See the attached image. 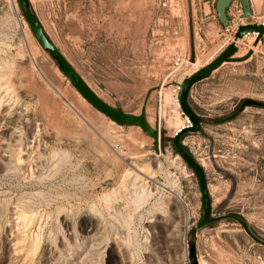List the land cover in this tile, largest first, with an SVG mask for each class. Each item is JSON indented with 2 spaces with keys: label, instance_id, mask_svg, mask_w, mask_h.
<instances>
[{
  "label": "rangeland",
  "instance_id": "obj_1",
  "mask_svg": "<svg viewBox=\"0 0 264 264\" xmlns=\"http://www.w3.org/2000/svg\"><path fill=\"white\" fill-rule=\"evenodd\" d=\"M162 1L28 0L87 84L111 106L143 115L154 134L89 101L41 45L19 0H0V264H122V257L150 264L146 219L171 211L174 190L188 214L182 264H264V105L241 108L248 97L264 101V35L238 49L226 24L217 30L209 19L201 26L183 6L173 10V34L167 16L161 19ZM207 1L208 10L216 8ZM229 38L240 59L194 83L189 102L201 126L180 137L207 177L213 218L200 224L199 178L173 146L177 126L189 118L176 101L177 85L213 61ZM176 43L194 63L176 68ZM193 124L189 118L183 126ZM172 256H160L161 264H173Z\"/></svg>",
  "mask_w": 264,
  "mask_h": 264
},
{
  "label": "water",
  "instance_id": "obj_2",
  "mask_svg": "<svg viewBox=\"0 0 264 264\" xmlns=\"http://www.w3.org/2000/svg\"><path fill=\"white\" fill-rule=\"evenodd\" d=\"M234 0H216V8L218 12V16L223 24L229 23V15L227 13V9L232 4ZM244 9L245 16H250L252 14L251 1L250 0H239ZM20 5L23 7V10L27 16L28 22L30 24L31 29L33 30L35 36L41 43L44 48L49 49L54 56L59 58L61 62L62 70L71 77V81L78 88V90L96 107L104 111L106 114L111 116L114 120L120 123H137L141 124L143 127L147 128L150 132L156 134V130L151 128L144 118L143 115H133L125 113L124 111L117 109L106 101H104L83 79V77L75 70V68L69 63V61L65 58L59 48L55 45L53 40L48 37L45 32L43 25L41 24L39 18L33 14L29 7L28 0H19ZM249 32H255L257 34V40L260 39L262 35H264V22H247L239 25V28L236 32L237 38L244 37ZM237 51V43H230L213 61L198 69L188 77L184 78L181 83V88L179 91V100L181 106L183 107L184 112L189 116V118L193 121V125L182 126L178 131H176L173 142L176 147L181 149V154L183 158L187 161V163L194 169L199 178L201 190H202V202L204 215L207 220L212 219V200L210 196V191L207 183V177L205 173V169L203 165L197 160V158L184 146L180 140L181 135L187 129H199L201 116L196 113L194 108L191 106L189 102V92L191 87L195 82L211 75L212 71L221 65L224 61H230L234 59H240L239 56H233V54ZM252 53V50L249 51L248 55ZM256 104V105H264V101L258 100L253 97L245 98L241 104V108H244L246 105ZM192 255H195V247L193 246L190 250Z\"/></svg>",
  "mask_w": 264,
  "mask_h": 264
},
{
  "label": "bare ground",
  "instance_id": "obj_3",
  "mask_svg": "<svg viewBox=\"0 0 264 264\" xmlns=\"http://www.w3.org/2000/svg\"><path fill=\"white\" fill-rule=\"evenodd\" d=\"M252 35H256V33L254 32V33H252ZM247 36V35H246ZM253 38V37H252ZM239 39H242V38H239ZM196 71V70H195ZM1 74V73H0ZM1 86V85H0ZM4 88V87H3ZM9 93V92H8ZM12 95V94H11ZM5 97V96H4ZM179 97H176V101L178 102V101H180L179 99H178ZM11 99V98H10ZM17 99V98H16ZM15 99V100H16ZM13 101H14V99H12ZM2 101V100H1ZM8 101V100H7ZM6 101V102H7ZM5 102V101H4ZM11 101H9V103L8 104H10L11 105V103H10ZM16 103V102H15ZM7 104V103H6ZM16 105H18V104H16ZM23 105V104H22ZM181 105V104H180ZM8 106V105H7ZM3 107V106H2ZM13 107H15V106H13ZM24 107V106H23ZM178 107V106H177ZM11 108H12V106H11ZM16 109V108H15ZM4 110H5V107H4ZM8 110V109H7ZM20 111H21V109H20ZM5 112V113H4ZM3 113H2V117H6L7 115V112L6 111H4ZM22 112V111H21ZM13 113V112H12ZM11 113V114H12ZM15 113H17V112H15ZM10 115V114H9ZM18 116V115H17ZM21 116V115H20ZM8 117V116H7ZM11 117V116H10ZM14 117H16V116H14ZM23 118V117H22ZM15 119H17V118H15ZM9 120V119H8ZM10 121V120H9ZM8 121V122H9ZM189 121V118L188 117H185V120L184 121H182L181 123H179V125L177 126V129H176V131H178L183 125H185V124H187V122ZM11 122V121H10ZM13 122V121H12ZM23 123V122H22ZM1 124V123H0ZM3 124V123H2ZM8 124V123H7ZM5 125V124H4ZM7 126V125H6ZM6 126H5V128H6ZM8 126H9V124H8ZM25 126V125H24ZM2 127H4V126H2ZM1 127V128H2ZM29 128V127H28ZM3 129V128H2ZM12 128H10V130H11ZM8 130V129H7ZM9 130V131H10ZM15 130V129H14ZM6 131V130H5ZM175 131V132H176ZM15 132V131H14ZM13 131L11 132V135L14 133ZM21 132H22V130H21ZM16 133H17V131H16ZM8 134H10V133H8ZM15 134V133H14ZM2 135V134H1ZM16 136H18V135H16ZM3 138H5V136L3 137ZM9 138V137H8ZM14 138H16V137H14ZM12 140V139H11ZM13 141V140H12ZM39 143V142H38ZM28 145H29V143H28ZM5 146V145H4ZM10 146V145H9ZM30 146V145H29ZM12 147V146H11ZM39 147V146H38ZM1 148V147H0ZM4 149V148H3ZM28 149V148H27ZM1 151V150H0ZM11 151V150H10ZM28 151V150H27ZM36 151V150H35ZM44 151V150H43ZM23 152V151H22ZM28 153V152H27ZM26 153V154H27ZM22 154H24V152L22 153ZM31 154V153H30ZM33 154V153H32ZM8 157V156H7ZM46 157V156H45ZM23 158V157H22ZM27 159V158H26ZM1 160V159H0ZM6 159L4 158V161H5ZM28 160V159H27ZM43 160V159H42ZM155 161V160H154ZM28 162V161H27ZM177 187V186H176ZM170 191V190H169ZM143 192V191H142ZM174 192V194L172 195V196H170V199H169V201L168 202H170V205H171V211L170 212H168V213H164V212H157V213H155V214H153V216H151V217H149V218H147L146 219V226L149 228V233H150V235H151V239H150V241H151V243H152V248H153V250H151L150 252H151V255H152V260H151V263L150 264H161V262H160V256L161 257H163V258H166V259H169L171 256H172V252L174 251V256H172V259H171V262L173 263V264H182V263H184V261H185V259L187 258V256H188V249L187 248H181V243H180V241H181V239H182V235H183V233H184V231H185V228H184V230H182V228H183V224H185V223H187L186 221H187V217H188V214H187V212L183 209V203H182V201H181V198H180V192L179 191H177V190H174L173 191ZM152 193V191H150L148 194H151ZM141 196H139V197H137L138 199H142V198H144L145 197V195H147V194H140ZM137 196V195H136ZM169 197V196H168ZM147 198V197H146ZM145 199V198H144ZM141 201V200H140ZM137 203V202H136ZM146 203V202H145ZM140 204H141V202L139 203V205H138V207L140 206ZM136 205V204H135ZM137 207V206H136ZM137 207V208H138ZM137 208H135V209H137ZM3 209V208H2ZM25 210V209H24ZM25 214V213H24ZM21 215V214H20ZM23 215V214H22ZM101 217V216H100ZM21 218H22V216H21ZM69 220V219H68ZM99 222V221H98ZM93 223V222H92ZM70 227V226H69ZM66 229H68L67 227H66ZM90 230H91V228H90ZM99 230V229H98ZM104 231V230H103ZM148 231V230H147ZM7 233V232H6ZM72 233H74V232H72ZM15 234V233H14ZM92 234V233H91ZM104 234V233H103ZM107 234V233H106ZM5 235V234H4ZM16 235V234H15ZM69 235V234H68ZM77 235V234H76ZM8 236H10V235H8ZM17 236V235H16ZM62 236V235H61ZM91 236V235H90ZM94 236H97L98 237V235H96V232H94L93 231V234H92V237L93 238H95ZM102 236V235H101ZM1 237V236H0ZM39 237V236H38ZM83 237V236H82ZM96 237V238H97ZM105 237V236H104ZM107 237V236H106ZM105 237V238H106ZM87 239V238H86ZM92 239V238H91ZM104 239V238H103ZM107 239H108V237H107ZM106 239V240H107ZM1 240V239H0ZM67 240V239H66ZM94 240V239H93ZM19 241H21V240H19ZM18 241V242H19ZM98 241V240H97ZM109 241V240H108ZM2 242V241H1ZM14 242H16V243H18L16 240L14 241ZM22 242V241H21ZM24 242V241H23ZM22 242V243H23ZM81 242V241H80ZM102 240L100 241V242H98L99 243V247L101 248L102 246H104V244H105V246H106V243H104V244H102ZM34 243V242H33ZM60 243H64V238H60ZM108 243V242H107ZM1 244V243H0ZM2 244H3V242H2ZM1 244V245H2ZM48 244V243H47ZM67 244V243H66ZM88 244V243H87ZM6 245V244H5ZM14 245V244H13ZM16 245V244H15ZM22 245V244H21ZM39 245V244H38ZM54 245V244H53ZM74 245V244H73ZM94 245V244H93ZM93 245H91V247H93ZM108 245V244H107ZM8 246V245H7ZM35 246V245H34ZM55 246V245H54ZM97 246V245H96ZM104 246V247H105ZM111 246V245H110ZM109 246V247H110ZM113 246V245H112ZM120 246V245H119ZM25 247V246H24ZM53 247V246H52ZM61 247V246H60ZM67 247V246H66ZM76 247V246H75ZM121 247V246H120ZM13 248H16V247H13ZM179 248H181L180 250H182L181 251V253H179V254H177V253H175L176 251H177V249H179ZM3 249V248H2ZM29 249V248H28ZM28 249H27V251H28ZM36 249H38L39 250V248H36ZM42 249V248H41ZM51 249V248H50ZM64 249V248H63ZM88 249H90V248H88ZM87 249V250H88ZM93 249V248H92ZM91 249V250H92ZM105 249V248H104ZM155 249L158 251H155ZM160 249V250H159ZM12 250V249H11ZM44 250V249H43ZM53 250V249H52ZM85 250V249H84ZM95 250V249H94ZM101 250V249H100ZM23 251V250H22ZM26 251V252H27ZM31 251V250H30ZM33 251V250H32ZM47 251V250H46ZM103 251V250H102ZM101 251V252H102ZM159 251L162 253V255H158L157 256V254L159 253ZM21 252V251H20ZM77 252H79V251H77ZM96 252H98V251H96ZM95 252V253H96ZM4 253V252H3ZM9 253H11V252H9ZM37 252H35V254H36ZM60 253V252H59ZM124 253V252H123ZM68 254V253H67ZM89 254V253H88ZM99 254H101V253H99ZM121 254V253H120ZM18 255V254H17ZM33 255V254H32ZM55 255V254H54ZM74 255V254H73ZM1 256V255H0ZM82 256V255H81ZM84 256V255H83ZM103 256V255H102ZM4 257V256H3ZM18 257V256H17ZM90 257V256H89ZM94 257V256H93ZM92 257V258H93ZM98 257H100V256H98ZM149 257V256H148ZM28 258V257H27ZM64 258V257H63ZM88 258V257H87ZM125 258V257H124ZM123 257H122V264H124L125 262H126V260L124 259ZM127 258V257H126ZM11 259V258H10ZM9 259V260H10ZM19 259V258H18ZM29 259V258H28ZM76 259V258H75ZM128 259V258H127ZM1 260H2V258H1ZM44 260V259H43ZM57 260V259H56ZM68 260V259H67ZM82 260V259H81ZM83 260H86V257H85V259H83ZM82 260V261H83ZM88 260V259H87ZM92 260V259H91ZM78 261V260H77ZM89 261V260H88ZM96 261H98V260H96ZM169 261V260H168ZM13 262V261H12ZM16 262V261H15ZM65 262V261H64ZM129 262V261H128ZM23 263H24V261H23ZM46 263V262H45ZM55 263V262H54ZM67 263V262H66ZM75 263H77V262H75ZM74 263V264H75ZM79 264H80V262H78ZM77 263V264H78ZM82 263V262H81ZM85 263V262H84ZM121 263V262H120ZM7 264V263H6ZM9 264H10V262H9ZM43 264V263H42ZM125 264H127V263H125Z\"/></svg>",
  "mask_w": 264,
  "mask_h": 264
},
{
  "label": "crops",
  "instance_id": "obj_4",
  "mask_svg": "<svg viewBox=\"0 0 264 264\" xmlns=\"http://www.w3.org/2000/svg\"><path fill=\"white\" fill-rule=\"evenodd\" d=\"M251 1V8H252V14L250 16L247 17L248 21H252V22H258V23H262L264 21V0H250ZM207 0H200L199 1V5L197 3L194 2V0L190 3L187 2V4L185 3L186 9L188 11L189 8V14L190 16H192L194 19L198 20L201 23V26H206V22L211 19L212 22L210 25H212V27L217 28V30H220L221 28H223V26L225 24H223L218 16V12H217V8L214 7V9L212 10V7L209 4V10L207 9ZM239 0H235L233 1V3L231 4V6H229V8L227 9V13L229 15V19H232L234 16V5L239 3ZM233 5V6H232ZM243 7V6H242ZM186 14V11L183 13V15ZM242 16H245L244 14V9H243V13ZM254 37L255 35H252V33L247 34V36L245 35L242 39H240V44L238 41V49H240V47L242 44H248L246 41L247 38L249 37ZM237 54V51H236ZM244 54V53H242ZM251 55V54H250ZM247 56H249L247 54ZM249 57L247 58V62H249ZM232 61H225L223 62L221 65H219L217 68H215L210 76L205 77L204 79H206L207 81H210L211 78L215 77L217 72L221 71V69H223V67H225V65L227 63H230ZM217 71V72H215Z\"/></svg>",
  "mask_w": 264,
  "mask_h": 264
},
{
  "label": "built area",
  "instance_id": "obj_5",
  "mask_svg": "<svg viewBox=\"0 0 264 264\" xmlns=\"http://www.w3.org/2000/svg\"><path fill=\"white\" fill-rule=\"evenodd\" d=\"M160 5L163 7L162 9H166L167 10L165 12V14H162V18L161 19H164L163 16H167V18L165 20L167 22L168 21L170 22L169 25H170V27H171V29L173 31L172 33L173 34H177V31H179L178 26H177V24L172 25L174 20L171 19V18L176 17V14H173L174 13L173 10L177 9V8L182 10V6H183V9H184V12H185L186 11L185 3L184 2L183 3L180 2V0H163L162 2H160ZM242 6L243 5H242L241 2H239V3L234 5V13L235 14H234L232 19H229V23L225 25L226 29L229 30V31H232V33H234V35L236 34V32H237V30L239 28V25L249 22L247 20V16H242V13H243V7ZM159 21L160 22H159L158 26L161 25L160 23H163L162 20H159ZM168 31L170 32L171 30L168 28ZM234 35H233V38H231L232 40H234ZM178 40H179V38H178ZM232 40H230V38H229V40H227L226 43L228 44ZM226 43L222 44L221 48ZM175 45H177V47H178L177 49H175V51L173 53L174 61H175V64H176L175 65L176 68H179L183 64H185V66H189V64L194 63L191 60L190 52L187 51V48L185 46L184 47L180 46L179 43H176ZM180 88H181V84L179 82L178 85H177V90L178 89L180 90Z\"/></svg>",
  "mask_w": 264,
  "mask_h": 264
},
{
  "label": "trees",
  "instance_id": "obj_6",
  "mask_svg": "<svg viewBox=\"0 0 264 264\" xmlns=\"http://www.w3.org/2000/svg\"><path fill=\"white\" fill-rule=\"evenodd\" d=\"M185 133H186V132H185ZM183 134H184V133H183ZM173 146H174V149H175L176 152L181 153V149H180V148L176 147L175 144H173ZM183 146L185 147V145H183ZM188 165H189V164H188ZM189 166H190V165H189ZM206 220H207V219H206V217H205V215H204V216L201 217L199 223L202 224V223L205 222ZM240 220H241V222H242V223L248 228V223H247V221H246L244 218H240Z\"/></svg>",
  "mask_w": 264,
  "mask_h": 264
}]
</instances>
